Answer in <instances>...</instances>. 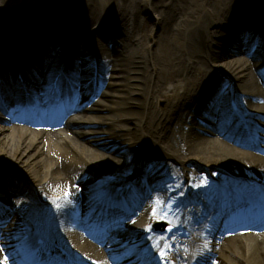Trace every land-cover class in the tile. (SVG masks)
Returning <instances> with one entry per match:
<instances>
[{"label":"bare ground","instance_id":"6f19581e","mask_svg":"<svg viewBox=\"0 0 264 264\" xmlns=\"http://www.w3.org/2000/svg\"><path fill=\"white\" fill-rule=\"evenodd\" d=\"M24 2L33 6H21ZM263 19L264 0H0L1 87L14 93L0 100V171L9 178L20 173L28 183L22 192L9 187L2 191L6 196L19 193L16 204L24 193L38 202L37 223L51 238V248L62 243L64 218H75L67 235L73 251L64 255L79 259L77 264H104L107 257L127 254L128 248L119 249L117 239L104 248L92 242L79 217L87 218L108 188L119 185L132 197L123 201L130 212L142 209L130 222L149 258L159 256L156 264H264V237L222 246L207 235L183 251V237L195 235L194 217L208 220L209 208L224 187L217 183L235 186L237 179L225 182L230 174L243 182L264 183V152L243 153L228 143L226 124L215 121L224 112L214 104L216 98L228 103L237 97L239 112L228 110L230 129L264 137V24L257 23ZM89 35L113 44V55L83 42ZM251 38L252 46L242 45ZM240 45L244 51L236 56ZM52 50L58 52L59 63L51 62ZM20 70L29 91L40 85L48 95L53 93L51 76L62 73L63 86H68L67 77L74 80L69 92L59 83L57 97L66 111H81V119L67 124L41 108L39 118L17 120ZM100 75L107 83L97 78ZM200 116L209 120L207 125L198 121ZM13 121L19 125L8 135ZM27 124L39 129L30 130ZM61 126L67 127L71 139L60 133ZM196 166L211 175L208 182L195 172ZM157 169L171 183L161 185L162 192L147 202L146 194L138 193L137 179L148 180L152 192L160 175ZM170 185L174 196L168 200L164 192ZM182 202L191 204L188 214L177 206ZM103 213L108 215L98 220L106 216L111 224L120 215L106 209ZM157 221L169 224L163 236L151 229ZM11 224L0 237V264H5V256L7 264H46L49 258L30 250L31 241L20 240V226ZM120 226L114 232L123 235ZM10 249L14 254L8 257ZM130 253L132 260L136 251Z\"/></svg>","mask_w":264,"mask_h":264},{"label":"rangeland","instance_id":"374dc122","mask_svg":"<svg viewBox=\"0 0 264 264\" xmlns=\"http://www.w3.org/2000/svg\"><path fill=\"white\" fill-rule=\"evenodd\" d=\"M21 6H27V7H31V6H33L32 5V3H30V2H24V3H22V4H20ZM142 20L144 21V18H142ZM141 20V23L143 22ZM146 21V20H145ZM261 22L264 24V19L262 20V21H258L257 23L258 24H261ZM151 24H152V22H151ZM255 22L252 24V26H255ZM257 27H259V25L257 26ZM256 28V27H255ZM39 31V30H38ZM90 34V33H89ZM117 42H118V40H116ZM83 42H86L87 43V45H92L93 47H94V49H97V46H100V47H104V49H107V50H109V53L111 54V55H113V49L115 50V48H114V45L112 44V46L111 45H109V44H107V42H105V39L104 38H98L97 36H95V35H93V36H91L90 37V35L88 36V37H86V39L85 40H83ZM84 44V43H83ZM232 48L234 49V46H232ZM235 50V49H234ZM56 51H54V53H55ZM56 55V54H55ZM227 58V57H226ZM227 60H229L230 62L231 61H233V56H230V57H228L227 58ZM105 80H106V82L108 81V78L105 76V78H104ZM161 105V104H160ZM162 108L164 109L165 108V106L164 105H162ZM8 129H10V132L8 131L7 133H8V135L11 133V130L12 129H14V126H8ZM81 143H84L83 141H80ZM94 149H96V148H94ZM138 149V148H137ZM98 152H104V151H102L101 149H96ZM105 153V152H104ZM194 169H195V172L196 173H198L199 175H201V177H205V178H207L208 176V174L207 173H205L204 171H203V168H201L200 166H196V167H194ZM221 174V173H220ZM11 178H9V177H6L5 176V173L3 174V171H0V180H4V179H8V180H10V182H17V183H20L21 181L23 182H27V179H24L21 175H20V173L19 174H17V173H14V174H11ZM209 178V177H208ZM4 187L5 186V182L4 181H0V187ZM162 224V223H161ZM160 233L159 234H164V232H165V230H164V232H162V231H160V230H158ZM223 244H226L224 241H221Z\"/></svg>","mask_w":264,"mask_h":264},{"label":"snow or ice","instance_id":"6c2138e0","mask_svg":"<svg viewBox=\"0 0 264 264\" xmlns=\"http://www.w3.org/2000/svg\"><path fill=\"white\" fill-rule=\"evenodd\" d=\"M158 203H161V202L158 201ZM58 207H59V205H58ZM154 214H155V213H154ZM163 215L166 216V213H164ZM168 230L171 231L172 229L169 228ZM157 243H158V245H159V242H157ZM161 255L163 256V255H165V253L162 251V252H161ZM7 260H8V258L5 256V257H4V262H5V264H7Z\"/></svg>","mask_w":264,"mask_h":264}]
</instances>
